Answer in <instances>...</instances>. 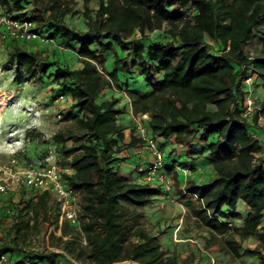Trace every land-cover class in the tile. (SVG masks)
<instances>
[{"label": "trees", "instance_id": "trees-1", "mask_svg": "<svg viewBox=\"0 0 264 264\" xmlns=\"http://www.w3.org/2000/svg\"><path fill=\"white\" fill-rule=\"evenodd\" d=\"M0 7L11 17L33 21L38 31L60 40L81 62L74 68L48 61L39 45L8 41L7 66L36 81L50 75L60 86L54 99L62 94L70 101L60 112L69 124L51 140L57 164L71 168L60 173V180L78 196L79 229L64 222L74 232L63 239L67 230L62 226L60 252L26 249L20 241L49 220L52 211L59 215V205L47 190L30 188L25 198V185L17 199L10 192L0 194V254L7 255L6 264L177 263L178 255L167 256L138 211L164 195L161 187L119 172L127 158L119 154L133 155L141 140L131 120L125 141V126L119 122L124 107L116 96L103 97L109 90L124 93L134 114L148 112L146 125L156 141L162 140L160 148L167 141L177 145L178 157L165 159L164 165L176 185L175 166L205 153L215 177L200 185L189 179L177 192L182 200L196 195L197 202H185L195 226L205 232L203 246L215 245L235 260L241 256V241L256 235L257 245L246 251L257 257L256 264H264V156L258 155L264 146L254 134L257 113L242 115L243 78L254 73L264 87V0H99L83 29L65 23L71 8L60 0H0ZM164 26V40L151 36ZM254 31L260 48L252 55L244 45ZM260 114L264 116V104ZM24 135L38 137L30 129ZM238 201L247 207L244 216ZM193 257L189 254L183 264Z\"/></svg>", "mask_w": 264, "mask_h": 264}, {"label": "rangeland", "instance_id": "rangeland-1", "mask_svg": "<svg viewBox=\"0 0 264 264\" xmlns=\"http://www.w3.org/2000/svg\"><path fill=\"white\" fill-rule=\"evenodd\" d=\"M60 1L71 8L70 12L64 16V21L73 29L85 28L86 17L94 15L99 2V0H88L87 3L84 0ZM166 28L167 26H164L159 30L151 32L153 35L150 32L148 34H151V36L155 35L157 38L164 40L166 38ZM137 35L138 33H136ZM56 39L52 44L39 46L43 50V54L48 56V61L58 60L74 68L80 67L81 62L76 54L70 51V49H66L61 41ZM253 40L257 41L256 37ZM207 42L215 45L211 39H207ZM9 44V42L0 41V164H7L14 160L13 165L15 169L21 171L35 165L44 164L46 157L52 156L50 157L51 160L56 162L57 148L51 140V136L69 124L61 116L58 117V114L69 108L70 101L68 99L64 101H56L54 99L60 86L50 75L43 76L40 80L36 81L22 74L17 67L7 66ZM252 46L254 45L250 44L251 51L254 50ZM129 82L132 86L136 85V81H132V79ZM135 87L138 88V84ZM122 95L125 98V94L121 93ZM131 126V124L128 125L130 128ZM26 129L33 130L35 134H38V137L25 138L24 132ZM160 141L162 140H157V144L159 143L160 145ZM260 142L264 146V141L260 140ZM168 143L172 144V142L167 141L166 147L170 149L171 147ZM166 147L161 145L163 156L166 160L178 157L175 148L169 151ZM183 152L185 155H188L187 149H183ZM182 161L183 164H178L181 175V178L179 177L178 179V185H176L175 179L172 176L173 173L170 174L174 186L172 199H169L165 194L159 195L154 197L147 206L138 209L143 214L141 221L145 228L151 234L158 237L161 246L168 252L167 256L176 254L175 250L171 251L169 249L171 248V241L175 240L172 232L174 233L176 229H178L179 233L191 231L196 235L198 240H202V229L195 226L188 208L183 203L185 201L177 196L179 181L185 180L190 175L187 165L189 162ZM139 164L145 165V161H142L139 156L133 154L119 165V172L124 176L134 178L136 177L135 167ZM26 187L24 184L19 183L15 185L10 193L13 194V198L17 199L18 196L15 195L17 191L21 188L26 189ZM29 190L30 187H27L25 198L29 196ZM7 196L8 194H6ZM64 222L60 220L59 215H56L55 210L52 211L50 219L41 222L37 231L33 230L28 233V236L20 241L21 245L30 250L60 252L62 226H66L67 230L66 235L62 236L63 239H68L70 233L74 232V229H70L71 227ZM180 253L184 257L180 256ZM180 253H177L178 259L183 263L189 257L188 247H181ZM76 261L80 263L78 260Z\"/></svg>", "mask_w": 264, "mask_h": 264}, {"label": "built area", "instance_id": "built-area-1", "mask_svg": "<svg viewBox=\"0 0 264 264\" xmlns=\"http://www.w3.org/2000/svg\"><path fill=\"white\" fill-rule=\"evenodd\" d=\"M17 41L35 43L39 46H46L54 43V40L38 31L31 20L14 18L9 16L0 7V41ZM256 74L249 73L242 82L245 86V100L242 115L249 117L257 113V123L264 129V116L260 114L261 104L253 95V86ZM62 94L55 100L63 101ZM130 104V103H129ZM60 114H58V117ZM132 124L136 137L141 140L133 149L134 154L139 156L145 165L139 164L135 167L137 181L148 183L151 186H160L163 193L172 199L173 179L170 174L164 170L165 158L162 149L158 146L151 130L146 125L149 118L148 112L134 114L130 110ZM261 154H264L262 149ZM52 157V156H50ZM50 157L45 158V165L42 167H31L24 170H16L12 160L7 164H0V194H5L14 189L15 185L21 183L27 187L36 190H47L53 193L56 202L59 205V218L79 229L78 220V196L69 187L65 186L60 180L62 171H70V167H61ZM196 198V195L193 194ZM82 243L85 238L82 237ZM7 255L0 254V263L7 262ZM19 264H31L22 261Z\"/></svg>", "mask_w": 264, "mask_h": 264}, {"label": "crops", "instance_id": "crops-1", "mask_svg": "<svg viewBox=\"0 0 264 264\" xmlns=\"http://www.w3.org/2000/svg\"><path fill=\"white\" fill-rule=\"evenodd\" d=\"M257 32L254 31L253 35L251 36V39L244 45V50L246 53L255 55L258 53L259 48H260V43L259 41L253 40L255 38V34ZM250 44L254 45L253 51H251ZM249 51V52H247ZM254 91L253 95L256 97V100L261 102V104H264V87L261 86V82L259 80L255 81L254 83ZM109 93V94H108ZM111 95L116 96L119 98V105H122L124 107L123 113L120 114V119L119 122L122 126H125L124 133H125V141L129 139V128L128 125L131 124V116H130V110L131 106L127 102V98H123L121 96V93L118 91L114 90H109V92H104V98H108ZM258 129H255L254 134L255 136L259 139L264 141V130H262V127L258 124ZM173 141V138H172ZM170 144V143H169ZM173 146H176V151L179 152V148H177V145L174 143L170 144ZM133 152V151H132ZM205 153L202 154H192L190 157H187L189 163H191L192 166L195 167L193 171H190V175L188 178L185 180L179 181V187L183 188L185 185V182L189 179L193 180L196 184H203L205 182L211 181L215 177V171L210 163H208L205 159L204 156ZM119 155H123L128 157H131L132 155L128 152L125 153H120ZM261 156H264V154H258ZM140 158V157H139ZM124 161H121L120 164H122ZM175 170L178 173V179L179 177L181 178V175L179 173L178 166ZM196 198L194 196L187 197L183 199L184 201L189 200L192 201L190 203H193V201ZM184 205L188 208V204L186 202H183ZM237 210L242 212L243 216L247 213V207L243 204V202L238 201L237 203ZM231 223L236 224L240 226L242 224L241 219H230L229 220ZM261 224H264V218H262ZM172 232L174 235V241L170 243L169 248L171 251L175 250L176 254L180 253L181 247H188V254L193 253L194 257L193 261L188 262L187 264H256L258 262V259L254 255H249L246 250L249 248H253L257 245L258 243V238L256 235H250L243 239L241 241V245L239 248V252L241 253V256L238 259L232 260L230 259L227 255H224L222 252L218 250V247L215 245H209L207 247L203 246V240H198L196 235L193 234L191 231L188 232H181L179 233L177 231ZM202 234H205V232L202 230ZM165 249V248H164ZM187 252V251H186ZM180 256L184 257L183 254L180 253ZM176 264H183L179 259Z\"/></svg>", "mask_w": 264, "mask_h": 264}]
</instances>
